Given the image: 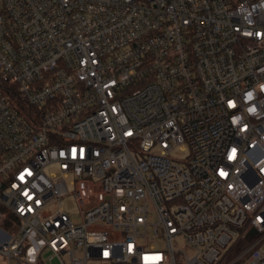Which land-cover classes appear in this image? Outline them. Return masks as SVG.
I'll return each instance as SVG.
<instances>
[{"label":"built area","instance_id":"1","mask_svg":"<svg viewBox=\"0 0 264 264\" xmlns=\"http://www.w3.org/2000/svg\"><path fill=\"white\" fill-rule=\"evenodd\" d=\"M0 207V264H264V0H0Z\"/></svg>","mask_w":264,"mask_h":264},{"label":"rangeland","instance_id":"2","mask_svg":"<svg viewBox=\"0 0 264 264\" xmlns=\"http://www.w3.org/2000/svg\"><path fill=\"white\" fill-rule=\"evenodd\" d=\"M171 158L175 159V160H183L186 156V152L184 150H181L179 148H175L172 152H171ZM56 168L55 166H51L49 169H47V172L49 171H55ZM60 205L63 207V210L66 211V213L68 215L71 216V218L73 220H78V208L75 204V201L73 199L72 196H68L64 199H62ZM3 211V208L0 207V212ZM8 221H11V218H9ZM3 226L5 228H7V225L4 223ZM8 230L10 231V228H8ZM156 248H161L162 244L160 242L158 243H154L153 244ZM175 248L180 249V250H185V243L183 242V240L181 238H177L176 243H175ZM264 249V246H263ZM233 254L230 255V257H232ZM43 257V263L44 264H54V261H48V254L45 252L42 255Z\"/></svg>","mask_w":264,"mask_h":264},{"label":"trees","instance_id":"3","mask_svg":"<svg viewBox=\"0 0 264 264\" xmlns=\"http://www.w3.org/2000/svg\"><path fill=\"white\" fill-rule=\"evenodd\" d=\"M238 250H239V248H236V249L233 248V249H231V253H232V254L237 253Z\"/></svg>","mask_w":264,"mask_h":264},{"label":"water","instance_id":"4","mask_svg":"<svg viewBox=\"0 0 264 264\" xmlns=\"http://www.w3.org/2000/svg\"><path fill=\"white\" fill-rule=\"evenodd\" d=\"M254 234V230L249 231V235L252 236Z\"/></svg>","mask_w":264,"mask_h":264},{"label":"snow or ice","instance_id":"5","mask_svg":"<svg viewBox=\"0 0 264 264\" xmlns=\"http://www.w3.org/2000/svg\"><path fill=\"white\" fill-rule=\"evenodd\" d=\"M235 154V150H233V155Z\"/></svg>","mask_w":264,"mask_h":264}]
</instances>
